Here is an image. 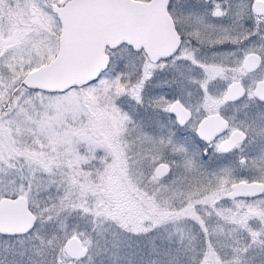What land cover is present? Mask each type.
I'll list each match as a JSON object with an SVG mask.
<instances>
[{"label": "snow or ice", "instance_id": "1", "mask_svg": "<svg viewBox=\"0 0 264 264\" xmlns=\"http://www.w3.org/2000/svg\"><path fill=\"white\" fill-rule=\"evenodd\" d=\"M0 264H264V0H0Z\"/></svg>", "mask_w": 264, "mask_h": 264}]
</instances>
